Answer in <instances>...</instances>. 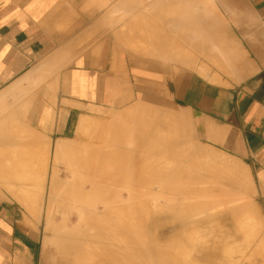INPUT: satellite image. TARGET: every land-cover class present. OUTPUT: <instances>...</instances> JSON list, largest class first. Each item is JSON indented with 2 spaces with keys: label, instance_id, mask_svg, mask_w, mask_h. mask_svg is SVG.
Segmentation results:
<instances>
[{
  "label": "crops",
  "instance_id": "obj_1",
  "mask_svg": "<svg viewBox=\"0 0 264 264\" xmlns=\"http://www.w3.org/2000/svg\"><path fill=\"white\" fill-rule=\"evenodd\" d=\"M177 9L190 15L185 25L201 27V65L184 70L176 38L161 31L168 11L176 35ZM208 30L232 78L205 66ZM178 72L190 76L178 82ZM150 85H170L206 142L208 127L216 130L215 144L248 166L264 203V0H0V139L37 138L36 151L53 153L86 137L97 147L101 123L155 100ZM13 203L0 197V264H62L43 258Z\"/></svg>",
  "mask_w": 264,
  "mask_h": 264
},
{
  "label": "bare ground",
  "instance_id": "obj_2",
  "mask_svg": "<svg viewBox=\"0 0 264 264\" xmlns=\"http://www.w3.org/2000/svg\"><path fill=\"white\" fill-rule=\"evenodd\" d=\"M148 109L143 105H135L128 110V114L136 116V119L137 117L139 120L144 119L142 134L139 136L143 142L152 145L151 151L154 154L149 162H144L148 164L140 165L139 171L124 173L132 177L134 180L132 183L124 186V184L108 181L113 177H122L118 173L98 174V169L103 170L106 169V165L108 166L109 163L106 161L117 160L118 156L113 151L97 153L92 147L88 149L83 147L84 150L80 146L63 144L54 151L55 161L48 181L47 166H41V168L44 167L45 172L37 175L35 170L38 166L32 167L26 164V157L28 160L30 155L24 156V152L18 148V155L13 157L2 153L0 148V187L3 186L8 192H13L16 195V201L28 213L34 208L33 202L36 200L34 196L40 193L42 199L45 188L47 189L44 235L46 238H49V234L52 236L53 245L60 253L61 262L69 264H244V260L251 258L246 264H264V237L255 238L262 232L263 225L256 218L248 201L244 199L243 192L248 184L244 173L237 169L236 164H232L225 155H216L207 148V151L196 149L189 145V142L186 143L184 135L186 136L187 132L181 134L183 129L178 133V130L183 127V125L180 126L182 123L179 124L181 120L178 122L176 120L179 125L175 123V126L178 125L181 128L176 126L179 129H175L174 132H178L173 133L183 135L185 142L182 141V144L186 143L187 148L189 146L193 148L187 151L184 145L178 147L181 145L180 141L177 140V142L175 138H172L175 139L172 141L170 140L172 136L168 135L172 133V130L169 129L168 132H171L167 135L164 133L165 136L160 133L163 126L158 121L156 123L159 119L157 109L155 111H153L154 108ZM152 112H156L157 115ZM178 114L180 119L181 114ZM163 117L161 115L162 119ZM151 126L152 129H150ZM168 127L163 129L166 128L164 130L167 132ZM134 128L135 126L131 127L129 131L132 132ZM123 129L119 131L127 132L129 128ZM148 135L152 136L153 140ZM179 137L182 139L181 136ZM14 142V140L0 141V146L1 144L12 146ZM109 143L124 145L128 142L110 139ZM15 144L18 143L15 142ZM81 152L83 155L79 154ZM63 157H68L69 160L77 157V159L74 158L77 163L72 159V166L70 165L72 169L69 165L67 166V162L65 163L71 173V179H66L62 174L65 179L62 181L58 178L56 164ZM141 160L144 159L141 158ZM77 164L78 167H76ZM128 168L131 171L134 166ZM89 175L90 177L86 179L85 177ZM105 178L108 179L105 180ZM34 179L36 183L33 184L39 187L38 191V187L35 189V185H29ZM25 180H28L30 189L25 188V185L28 186ZM18 181H21L18 186L11 185ZM31 186H34L32 191L35 189L36 194L31 193ZM221 201L230 202L232 221H225L220 229L221 233L219 232L220 237L217 236L216 242L214 241L204 249L203 246L201 247V235L198 233L200 223L196 221L197 211L203 208L206 213H214L219 210L218 203ZM58 202L60 206L62 203L68 208L64 211L66 213L60 212V222L55 224L53 215L55 211L52 209ZM60 210H57V216ZM157 213H161L163 219H168L161 221L159 231L170 238L168 243L170 245L160 248L151 241L137 236L150 224L145 219L138 221L136 218L153 217ZM115 225L122 229L113 230ZM229 225L234 227L229 229ZM241 226H245L242 227L243 232H240ZM114 232L122 233V235H112ZM257 254H260L258 259Z\"/></svg>",
  "mask_w": 264,
  "mask_h": 264
},
{
  "label": "rangeland",
  "instance_id": "obj_3",
  "mask_svg": "<svg viewBox=\"0 0 264 264\" xmlns=\"http://www.w3.org/2000/svg\"><path fill=\"white\" fill-rule=\"evenodd\" d=\"M167 14H168V11L162 10L161 31H163L165 33L167 39L169 38V35H168L169 32H171V39H174V37L176 38L175 43L173 40H171V45L173 47L176 46V53L178 56L177 57V69L178 70L190 69L189 64L191 61L193 62V65H196V63L201 65L200 64V60L202 59L200 57L201 47H199L196 44V42H199L201 44V42L199 41L202 38L201 37V27L200 26L185 25V21L190 22V15H189V20H186V14L187 13H185L184 10L177 9L176 35H173L174 34V26L171 28V31H170L169 26H167V24H165L167 22ZM196 17H197L196 12L192 11V20L195 21ZM190 38L194 41L193 47L190 45V41L187 43V39H190ZM203 40L205 41V35H203ZM215 40L216 39L213 38L210 30H208L207 43H206L207 44L206 50H208V56L203 57V61L205 62V66H207V65L209 66V71H211L212 69L219 70V71H221L220 75L226 76L228 78H232L231 73L225 72L224 69H221L218 66L221 64V62L223 60L227 61V58L223 54L219 57V52L217 51L218 49H217ZM165 44L169 48L168 40H166ZM190 48L192 51V57L186 58L185 55L190 53ZM161 61H162V64L164 62H166V60L164 58H162ZM223 64H224V62H223ZM231 68L232 67L227 68V69H231ZM173 76H175L177 81L180 82L181 80L186 79V77H189L190 75L187 73L178 72V73L174 74ZM168 78H169L168 74H162V81L164 79L166 81H168ZM177 86L179 87L180 85H177ZM150 87L151 88H149L148 91L156 97L155 100H153V101L150 100L151 101L150 103L145 101L144 103H139V104H142L144 107H148L149 108L148 110H150V109L152 110L154 108L153 111H155V109H157L158 111L156 110V112H158L159 119L156 120V123H157V121H158V123H162L163 127H168L167 125H169L170 128L169 127L167 128V132L164 130L166 128L163 129V127H162L163 132H161L162 130H160V133L163 136H165V134L167 135V133L171 132V131L168 132V130L170 129V130H172V133L168 134L169 137L172 136L170 138V140L172 138H175L176 141L179 140L181 145L178 147H181L182 145L186 146L187 145L186 143L189 142L190 143L189 145L196 147V149L199 148L202 150L203 149L206 150V148H207L208 151L210 150L211 152L215 153L216 155L223 154V156L225 155L226 158L228 157L230 159L232 164H234V165L236 164L235 166H237V169H239L242 173H244L245 177L248 179L247 189L243 192L244 199L246 201H248V203L252 207L256 218L259 219V221L262 223L263 230H264V203H262V201H260L259 198L256 197L254 184L252 181V176H251V173H250L248 166L243 161L237 159L233 154L225 152L224 151L225 147L223 145H216L215 144L216 140L214 138H215L216 130H213V129L208 127V131L210 132V136L208 138V141H210V142H206L204 139V136H202V137L200 136V132L198 131V128H197V125H198V123H200V121L196 120L188 111H186L184 108L180 107L179 105H177L175 103L174 99L169 95L170 85H150ZM156 112H152V113L153 114L155 113L154 115H157ZM170 112H171V114H170ZM178 113L181 114L180 119H179ZM161 115H162V117L164 115L165 120H163L164 117H163V119L161 118ZM155 117H157V116H155ZM171 118H173V120L175 119L174 122H173V120H171ZM167 119L171 123L166 122V121H168ZM143 120L144 119L139 120V117H137V119H136V116H133L130 114L127 115L126 112H124V113H121L119 115L114 116L113 119L108 123H101L102 126L106 125L103 128L104 131L102 133L104 136H102L99 139L100 143L98 144V146L93 147V148L96 149L97 153H102V152L104 153V152H108V151L109 152L113 151L114 153L117 154L118 157H117V160H114V161L111 160L112 162L106 161V163H109L108 166L105 164L106 167L105 166L104 167L106 169H103V170L98 169L97 170V171H99L98 174L111 172V173H118V174L122 175V177H119V178H116V177H113L110 179L107 178L109 182L124 184V186L129 184V183H132L134 180L132 179V177L126 176V174L127 173H134L135 171L136 172L139 171L140 165H143L144 162H149V159L154 156L153 152L151 151L152 145H150L147 142H143L142 138L139 136L140 134H142L143 124H144ZM176 120H177V122L180 120L182 121V122H179V124L182 123V124H180V126L183 125L182 128L178 126L179 124L176 122ZM175 123L178 124L176 126L181 128L180 130H178L179 128L178 129L176 128ZM152 125H154V123ZM133 126H135V128H134V130H132V132H130L129 130ZM124 127H126L127 129L129 128L127 130V132L119 131V129L121 130ZM150 129H152V126L150 127ZM175 129H177L179 132L178 131L174 132ZM181 130H183V132ZM173 132L174 133L182 132L181 134H184V133L186 134V132H187L186 136L184 135V137H186L187 142L182 144V141L184 138L183 135H177L178 133L174 135ZM4 133L8 134L9 132H4ZM89 136H91V134ZM179 136H181L182 139ZM89 138L90 137L84 138L82 140L81 144L73 143V145H77V146H80L82 148L84 147L85 149H86V147H87V149H88V147L91 148L92 145L88 141ZM153 138H156V137L153 136ZM33 139H37V138L9 137L8 139L7 138L6 139H0V141H3V142L6 140H14L15 142L20 141L19 146H18V144H15V142H14L12 146H10V145L5 146L4 144H1L0 148L2 150V153H5V154H7L9 156H13V157L18 155V152H19L18 148L22 152H24V156L30 155V156H28V158H29L28 160L26 157V164H28L32 167H33V165L35 167L38 166V168L35 170L36 171L35 173L37 175L42 174L44 171V169H43L44 167L41 168V166H47L46 173H47V181H48L49 177H50V173H51V171H53L52 168H53L54 161H55V159L53 158L54 153L51 152L50 147H48V150H45L43 148L42 149L38 148V150L36 151L35 148L32 145H30V141H32ZM110 139L113 141H116V140L124 141L125 140L128 143L124 144V145H122V144H120V145L112 144L111 145L109 143ZM147 139L149 140V138H147ZM150 139H152V136L150 137ZM175 139H172V141ZM183 142H185V141H183ZM211 142H213L214 144H212ZM2 145H4V146H2ZM200 146H201V148H200ZM191 147L189 146V148H191ZM186 148H187V146H186ZM189 148H187L185 150L188 151ZM82 153L83 152H81L79 154H82ZM30 157H31V159H30ZM77 157H79V155H77ZM77 157H72V158L69 157L70 160L68 159V157L67 158H65V157L60 158V160L56 164V168L58 167L57 168L58 171L57 170L56 171H57V173L59 172L57 174L58 178H61V180L63 181V180H65V179H63V175H64V177H66V179H68V178L71 179V173H69L67 166L69 165V167H70V165L73 162L77 161V160H74V158L77 159ZM64 158L66 161L64 160ZM141 158H143L144 160H141ZM32 159H34V160H32ZM72 159H73V162H71ZM231 159L233 161L236 160V161H234L235 163ZM68 161H70L71 163ZM85 162L86 161H84V163ZM65 163L67 164V166ZM68 163H70V164H68ZM75 163H77V162H75ZM75 163H74V165H75ZM97 163H99V162H97ZM146 164H148V163H144V165H146ZM132 165L134 166V169L130 171V169L128 167L132 166ZM238 165L240 166L239 168H238ZM73 167H75V166H73ZM76 167H78V164ZM65 169H67L68 171ZM73 170H74V168H73ZM124 173H126V174H124ZM89 177H90V175L85 177V178L88 179ZM98 178H99V176H98ZM107 179L105 178V180H107ZM19 182H21V181H18L17 183L11 184V185L18 186ZM27 182H28V180L26 181V183ZM34 182L36 183V179H34V181L31 184L27 183V185L28 184L29 185H35V184H33ZM11 183H13V182H11ZM23 183H20V185L24 186ZM29 185L28 186L25 185V188L29 187ZM5 187H6V185H5ZM37 187L38 186L35 185V189ZM32 188H34V186L33 187L31 186V193L32 192L35 193L39 189V187H38L37 191H35V189L32 191ZM28 189H30V187ZM46 190L47 189L45 188V193H44V195H42V199H41L40 193H37V195L34 196V198L36 197V200L33 202V207H34L33 209L34 210L32 209V211L30 213H28V211L26 212V210L16 201V195L13 192H8L6 190V188L4 189L3 186H2V188L0 187V197H4V198L9 197L10 199L14 200L13 204L22 213V217H23L22 219H23L24 223L36 233V237H37V241H38V247L41 250V252L43 251V258L47 260V257L49 255H51L54 258V261H57V260L59 261L60 253H59L58 249L53 245L52 238H51L52 236H50V234H49V238H46V236L44 235V225H45L44 221L46 220L45 219L46 218L45 217L46 216V212H45V209H46V206H45L46 205V200H45L46 199ZM38 195H40L39 196L40 198L38 197ZM59 204H60L59 202L54 204L53 209H52L55 211L53 214L55 217V219H54L55 224L60 222V217H59V215H61L60 212L66 213L64 211H66L67 210L66 208H68V207H65V205H63L62 203H61V206ZM218 204H219V210H217L214 213H211V214L206 213V211L203 210V208H201V210L198 209V211H197L198 217L196 218V221L201 224V225L199 224L198 229H200V230L198 233H199V235H201V247L203 246L202 248H204V249H206L209 244L213 243L215 241V239H217V236L220 237L219 232L221 233L220 229L222 228L223 223L225 221H228V220L232 221V214L230 213V211H231L230 202L229 201H221ZM57 206H59V207H57ZM60 208H62L61 209L62 211L60 210ZM57 210H60L59 211L60 214H58V216L56 214L58 212ZM138 215H140V214H138ZM36 217L39 218V220ZM35 218H36V220H35ZM143 219L147 220L150 225H147L146 227H144L143 228L144 230L137 234V236L140 237V239H143V238L147 239L148 241H151L152 244H154L155 246H158L159 248L162 246L170 245V244H168L170 242V238L168 236H166L164 233H160V231H159V228L161 227V221L162 220L167 221L168 219H163L161 217V213H157L153 217L150 216V217H137L136 218V220H138V221L143 220ZM36 221H38V222H36ZM73 222H75V220ZM228 227H229V229H232L234 226L229 225ZM242 227H245V226H241L239 228L240 232H243ZM120 229H122V227L116 226L113 228V230H120ZM263 230H262V232L258 231V232H260V234L256 233L257 236L255 238L259 239L260 237L261 238L264 237ZM112 235L121 236L122 233L118 234V233L114 232V234H112ZM254 236H255V234H254ZM259 256H260V254L258 255L257 259L259 258ZM253 259L254 260L256 259L255 255H254ZM249 260H251V258L244 260V264H246L247 261H249ZM60 263L69 264L67 262L66 263L60 262ZM97 264H100V263H97ZM101 264H105V263H101Z\"/></svg>",
  "mask_w": 264,
  "mask_h": 264
}]
</instances>
